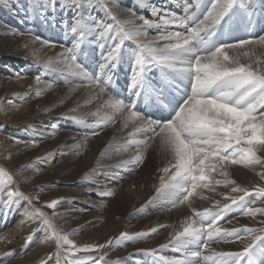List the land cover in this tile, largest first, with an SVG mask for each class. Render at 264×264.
Returning <instances> with one entry per match:
<instances>
[{"label":"bare ground","instance_id":"1","mask_svg":"<svg viewBox=\"0 0 264 264\" xmlns=\"http://www.w3.org/2000/svg\"><path fill=\"white\" fill-rule=\"evenodd\" d=\"M176 1H179V4ZM50 2L55 3L56 6L49 8L48 3H44L43 0L37 4L38 14L35 18L32 17L30 9L25 14L19 11L16 13L11 8H7V12L3 11L6 7L0 9V85L14 83L11 89L12 92L17 93L14 95L10 91L5 97H0V163L15 177V189L18 188L26 196L37 197L36 187L40 185L43 187L56 186L63 189L64 196L67 198L66 205L53 211L56 215L52 221L57 231L62 234H70L69 239L76 237L74 240L77 243L89 240L90 237L92 241L96 240L99 235L97 229V233H95V228L87 230L92 222L90 216L80 219L79 213L85 208H89L83 204L89 201L90 203L105 204L108 199H115L108 215L111 224L108 226V230L103 231L104 235L111 234L115 230L120 233H128L132 237H135L137 233L144 235L116 243L106 252L107 255L103 256L107 264H112L114 260H118L120 262H117L118 264H167L166 260L161 257L180 258L181 253L175 251L169 244L171 236L176 231H182L186 223L198 220L196 212L210 210L217 213L225 203L231 204V197L243 195V192H232L233 187L248 189L247 184L250 179L255 184H264V178H262L264 163L250 167L240 164L227 165L224 169L227 172L226 176L221 175V170L218 169L216 172L210 173L213 181L212 189L198 188L196 195L175 207H171L164 201L152 199L156 196V188L159 187L160 178L163 176L161 171L153 167L151 177L155 184L152 190L147 188V181L144 180L137 192L126 196L122 202H118V197L122 195L121 190L123 189L120 186L122 184L117 185V182L120 181H118V176L121 177L126 171L130 172L135 169L131 166L129 168L118 167L122 161L130 160L137 154L136 145L127 143L132 138L129 134L134 132L132 122L129 121L125 126L124 118L115 114L111 108L104 104L107 96L95 98L98 90L84 86L87 85V81L81 77L61 71L62 65H57L56 71L45 70V63L55 62L58 54L65 48H72L76 39L75 34L70 32L74 22L76 0H51ZM246 2L247 0H245ZM103 3L104 0H96L94 4L83 10V15L93 21L99 20L114 25V22L106 15L104 7L101 6ZM209 3L210 0H202L200 11L197 12L199 19H203L204 5ZM178 5L179 10L176 7ZM133 7H142V9L138 13ZM167 7L177 9L179 12L167 11ZM71 8L72 12L70 13ZM153 9L160 11L154 12ZM117 11L120 12V19H127L134 13L135 16L159 22L160 17L166 13L183 16L184 0H118ZM256 12L261 14L259 18ZM244 13L245 18H238L234 22L233 28L239 26L242 27V30L244 27L247 28H245V32L236 31V34L240 38L264 36V0H257L254 18L249 19L247 12ZM137 23L142 24L143 22L137 21ZM166 27L169 30L185 31L174 25ZM66 28L68 29L67 33ZM23 29L27 31L24 34L22 33ZM147 32L149 37H152L157 34L158 29L148 28ZM113 34L110 33V35ZM42 41H49L55 47L46 46ZM107 43H114V41L109 40ZM158 43L162 45L164 41ZM136 47L132 41H124L125 56L115 71L114 80L110 86L111 90L122 92L120 87L124 88L125 85V95H127L130 82L128 84L126 82L131 79L133 63L130 49L136 50ZM106 50V48L101 49L98 46L95 36L89 35L77 50V62L86 66L89 72L100 74L101 53ZM245 50H254V55L244 57L242 53ZM260 52H264L262 47L255 45L247 46L246 49L237 50V52L229 50V55H239L242 63H251L255 68L257 65L254 63V59L260 55ZM260 56L262 57V54ZM33 59L35 61H32ZM37 63L43 64L39 67ZM8 66L16 68L19 72H12ZM155 70L160 72L159 68H152L148 74L149 79L153 81L156 77ZM9 73H12L13 76H10L12 74ZM37 75L41 76L39 84L35 81ZM14 77H19V79L15 81ZM21 84L26 86L22 90L20 89ZM8 85L5 87L8 88ZM38 91H42L43 94L38 96ZM149 111L156 112L155 109H149ZM169 111L167 108L164 109L165 116ZM69 118L74 122H65V119ZM109 118L114 122L108 124ZM4 124L8 128L3 127ZM19 124H22V128L16 130L14 127ZM26 127L29 129L25 131ZM31 129L36 132H30ZM94 131L99 135L91 134ZM13 138H17L21 142L16 143ZM135 138L139 140L140 136L136 135ZM33 141L37 143H33ZM28 148H30L29 153L25 151ZM89 149L91 158L88 165L80 167L77 161L80 155ZM147 151L148 149L143 153V163L137 167H146L147 169L149 166ZM257 155L264 157V151L258 152ZM160 156L162 159L160 168L162 165V167H167L172 159L171 154L161 152ZM34 175H38L42 179L28 184L27 178ZM226 178L227 180H225ZM215 181H219V183H215ZM220 183H223L222 187L218 186ZM97 187L101 190L111 189L114 195L102 197L96 191ZM89 188L93 190L88 191ZM225 197H229V199H225ZM35 204L39 205L36 199H33L31 204L27 200L23 204L17 200L14 202V206L2 207L4 208L3 213L1 212L3 209L0 210V214H3H1L3 217L0 220V264H33L34 261L53 251V246L56 247L55 240L53 239L50 244L45 238V231L42 230L39 239H34L33 243L37 244L35 250L29 255H23L25 248L21 243L25 242L29 234L33 236L37 234L35 232L39 226L38 220L36 222L29 220V214L34 211ZM245 204L250 203L244 200L238 202L237 205H231V209L224 211L220 217L221 220L217 221V225L222 229L262 228L264 223L261 221H264V216L259 214L255 216L243 215L241 205ZM19 205H21L19 217L13 221L16 208ZM248 206L260 207L252 203ZM169 207V210L174 208L173 213L165 212ZM42 212L49 216L47 211L42 210ZM101 217L99 219L105 220L107 215ZM225 220H227L226 223L221 224ZM203 224L206 227L210 223ZM164 228H167L166 234H159ZM152 229H156V231L153 232ZM247 242V240H236L230 243L212 242L207 249L201 248L200 262L201 264H218L219 258L214 256V253L242 251ZM162 245L166 247H161ZM116 248L119 252L114 253ZM152 251H155L157 255H151ZM5 253H9V255H5ZM205 256L210 259L205 261L203 259ZM61 264H66L63 256H61Z\"/></svg>","mask_w":264,"mask_h":264},{"label":"snow or ice","instance_id":"2","mask_svg":"<svg viewBox=\"0 0 264 264\" xmlns=\"http://www.w3.org/2000/svg\"><path fill=\"white\" fill-rule=\"evenodd\" d=\"M95 2L76 0L74 22L70 28V32L76 36L73 47L65 48L55 62L45 63L44 68L46 71H56V66L62 65L61 71L79 76L87 81L84 86L97 89L95 98L107 96L104 104L124 118L125 126L129 121L132 122L134 132L129 134L132 138L127 143L136 145L137 154L130 160L122 161L118 167L129 168L142 164L143 153L151 146L150 141L158 137L159 147L170 153L172 159L167 167L160 169L163 176L152 199L175 207L196 195L198 188L212 189L210 173L218 169L221 175L226 176L224 169L227 165L250 167L264 163V157L257 155L264 151V59L255 57L257 67L253 68L251 63H242L239 55H229V50L237 52L255 45L264 47V36L232 38L229 31L233 17L241 7L251 19L257 0H247L246 3L245 0H210L209 4L204 5L203 19L197 16L202 0H184L183 16L166 13L159 22L135 16L134 13L127 19H120L118 0H104L101 6L114 25L93 21L83 15V10ZM170 25L185 31L169 30L166 26ZM148 28L158 29L157 34L149 37ZM89 35L95 36L101 49H107L101 53L100 74L89 72L86 66L77 62V50ZM109 40L114 43H107ZM126 40L137 46L132 53V75L127 95L110 88L115 71L124 59ZM159 41L164 43L161 45ZM42 43L55 47L49 41ZM242 55L252 57L254 50H245ZM152 68L160 69L163 83L149 79ZM35 81L41 83V76L37 75ZM42 94V91L37 92L38 96ZM165 108L170 110L167 116L164 114ZM149 109H155L156 112ZM113 122L111 118L107 121L108 124ZM91 134L99 135L95 131ZM136 135L140 136L139 140L135 138ZM13 140L21 142L17 138ZM5 175L8 174L0 169V176ZM11 183L10 175L7 181L0 180V194L5 193ZM96 191L102 197L114 195L111 189L101 190L97 187ZM231 191L243 192V195L231 197V204L225 203L217 213L210 210L196 212L199 219L186 223L182 231H176L169 240L171 247L181 253V257L161 259L166 260L167 264H201V248L207 249L210 243L247 240L242 251L214 253L219 258L218 264H264V228L222 229L217 225L224 211L252 194L239 187H233ZM253 191L257 196L264 197V187L257 186ZM6 194L10 200L16 196L28 200L29 204L33 199H38V196L24 195L18 188L15 191L8 190ZM59 203L54 199L44 206L56 209ZM241 207L243 215L264 216V209L246 204ZM209 218L211 223L205 227L203 221ZM37 219L44 226L42 230L46 233L45 238L55 240L56 264H61V256L66 264H89V261L90 264H102L103 256L107 253L99 258L73 257L80 252H98L113 243L109 240L106 244L78 247L69 239L70 234L57 231L52 218L39 208L29 214L32 222ZM151 231L155 232L156 229ZM143 235L137 233L132 237L128 233H121L115 242ZM31 240L32 235L29 234L25 244ZM151 255L157 253L152 251ZM50 259L51 255L48 256ZM203 259L207 261L210 257L205 256ZM41 264H47V260H42Z\"/></svg>","mask_w":264,"mask_h":264},{"label":"rangeland","instance_id":"3","mask_svg":"<svg viewBox=\"0 0 264 264\" xmlns=\"http://www.w3.org/2000/svg\"><path fill=\"white\" fill-rule=\"evenodd\" d=\"M40 1H42V0H0V9H1V7H6V8H4L3 11H6L7 12L6 9L7 8H11L16 13L19 11V12H22L23 14H25L28 11V9H30V13H31L32 17L35 18V17H37V14H38V11L36 10L37 9V4ZM50 1L51 0H43L44 3H48L49 8H54L56 6L55 3L53 4ZM176 3L179 4V1H176ZM142 7H140V8L139 7H133V8L138 13H140V10L142 9ZM176 7L178 8V10L180 9L179 5L176 6ZM166 9H168L167 11H172L174 13H178L179 12L177 9H173L171 7H167ZM70 10H71L70 11V13H71L72 12V8ZM244 12H245V10L241 7L237 11L236 15L233 17V21H232V24H231L230 29H229L230 34L232 35V38H240L239 35L236 34V31L242 30V27L241 26H239L237 28H233V27L235 26L234 22H236V20L238 18H240V19H244L245 18V13ZM256 13H257V17L259 18L261 16V14L260 13L258 14V12H256ZM252 18H254V16H252ZM245 28H247V27H244L243 28V30H242L243 32H245ZM242 31H240V32H242ZM26 32H27L26 30H24V29L22 30V33L23 34L26 33ZM258 32H260V31H258ZM262 50L264 51V48L263 47H262ZM130 51H132L131 53H133L135 50H131L130 49ZM261 54H262V57L260 56ZM260 55H259V57H261L262 59H264L263 58L264 52H260ZM32 61H35V59H33ZM42 64L43 63H40V64H38V66L39 65L42 66ZM8 68H9V70H12V72H14V71L17 72V73L19 72L16 68H12V67H9V66H8ZM4 74L7 75L6 73H4ZM9 74H12V73H9ZM0 75H1V73H0ZM10 76H13V74L10 75ZM155 76H156L155 77V82L163 83V81L161 79V74H160L159 71L155 70ZM18 79H19V77H14V80L15 81H17ZM129 82H130V79H128V81L126 82V84H128ZM10 84L8 85V84L4 83V84L0 85V97L1 96H4L5 97L8 92H10V91L12 92V89L11 88L13 87L14 83H11L10 82ZM7 85L9 86L8 88L5 87ZM24 87H26V86L25 85L23 86V84L20 85V89L21 90L24 89ZM125 87H126L125 85H124V88L122 86L120 87V90L122 89V92L124 94L126 93ZM189 90H190V85H189ZM12 93H14V92H12ZM16 94L17 93H14V95H16ZM173 95H175V93H173ZM17 106H18V104H17ZM173 115H174V113H173ZM71 120H72L71 118L65 119V122H67V123H73L74 121L73 120L71 121ZM3 127L8 128V126L6 124H4ZM14 128L16 130L17 129H21L22 128V124H19V125H17ZM65 128L67 129V127H65ZM105 128H107V127H105ZM28 129L29 128L26 127L25 128V131L28 130ZM29 131L32 132V133L33 132L34 133L36 132L34 129H31ZM150 145L151 146L148 148V151H147V163H149V166H147V169H146V167H144V168L135 167V169L133 171H130V172L126 171V173H124L121 177L118 176L119 177L118 181L119 180L120 181L117 182V185L122 184L120 186L123 188L121 190L122 191V195L121 196L119 195V197H118V202H122L123 199H125L126 196L131 195V194L137 192L141 188L144 180L147 181V183H146L147 184V188L149 190H152V188H153V186H154L155 183H154V181L152 180V177H151V170L153 169V167L154 168L156 167L159 171H160V169L163 168L162 167L163 165L160 168V162L162 161L161 156H160V153L163 152L164 154L165 153L167 154V152H164L159 147V138L158 137H156L154 140L150 141ZM25 151H27L29 153L30 148H28ZM90 158H91V152H90V149H89L85 153H83V154L80 155V157H79V159L77 161L78 162V165L80 167L87 166ZM0 169H2L5 173H7L8 175H10L12 177V183L10 185H8L7 189L5 190V193L0 194V210L3 209L1 211L3 213L4 212V208H2V207H5L6 205L7 206L13 205L14 202L17 201V200L18 201L20 200V202L23 204V203H25V200L26 199H22V198L16 197V196H13L11 198V200L9 199V197L6 194V192L8 190H12V191H15L16 190L15 187H14L15 177L12 176V174L1 163H0ZM8 175L0 176V180L7 181ZM41 179L42 178L41 177H38V175L30 176L29 178H27V183L30 184V183L38 182ZM225 180H227V178ZM218 186L222 187L223 186V183H220ZM257 186L264 187V184H261V183H256L255 184V182L253 180H251V179L249 180V182L247 184V187H248L247 190L250 193H252V194L250 196L244 197V200L245 201H248L250 204L252 203L254 205L260 206V207H258L260 209H264V202H262V201H264V197L257 196L254 193V191H253V189L255 187H257ZM36 190H37V196H38V199H36V201L39 203V205L38 204H35L34 209L39 208L41 211L42 210L47 211L49 213V217L51 215V217H52V219L54 221L55 217L53 215V211H55V210L57 211L58 208H61V207L63 208L66 205V199L67 198H65V196H64V193L62 191L63 189L60 188V187H56V186L43 187L42 185H40V186H37L36 187ZM54 199L55 200H58L60 202L58 204V206H57L56 209H49V208H47V207L44 206V205H46L47 203L51 202ZM114 202H115V199H113V200L112 199H108L105 204H100L98 202H95V203L94 202H91L90 203V201L88 203H84L83 204L84 206H87L89 208H85V210H83V211H81L79 213V215L81 217L80 219H84V218L89 217V216H90V218H92V222L90 224V227L87 230H91V229L95 228L94 231H96V229H97V231H99L98 232L99 235L97 236V239H96L97 241L94 240V239L92 241L91 237L89 238V240H86V241L81 242V243H77L74 240V239H76V237H72V238H70V240L71 241L73 240L72 242L76 246H78V247H84L86 245L106 244L107 241H109V240H112L113 243L111 245H108L107 247H105L103 249H100L98 252H80V253H76L75 257H73L74 259H76V258L86 259V258H89V257H91V258H99L103 253L108 252L111 249V247H113L116 244V242H115L116 238L119 237L121 233H124V232H121V233L120 232H117L116 230H115V232L113 231L111 234L105 233L107 235H104V233H103L104 230H108V226H110V224H111V220L108 218V215L110 214V212L112 210L111 207H113ZM240 202H242V201H240ZM250 204H248V205H250ZM20 209H21V205H19L16 208V213H15V217L13 218V221H15L19 217V211H20ZM169 209H170V207L167 208L165 210V212L167 211V212L173 213V209L174 208L171 209V210H169ZM215 212L216 211H213V213H215ZM1 214H0V220L3 217V216L1 217ZM101 215H102V217H101ZM106 215H107V217H106L105 220L104 219L103 220L102 219H99L100 217L103 218ZM37 220H38L37 223L39 224L38 229L35 232L37 234H35L34 236L32 235V240L27 245L25 244V242L21 243L22 247L25 248V252H24L23 255H29V254H31L32 251L35 250V245H37V244H34L33 243L34 242V239H39V237L42 234V229H43L44 226L41 224V221L39 219H37ZM218 220H221V219L219 218ZM226 221L227 220L223 221L221 224H223L224 222L226 223ZM203 223H211V218L204 220ZM262 228H264V226ZM166 229L164 228L159 234H161V235L166 234V232H165ZM97 231L95 233H97ZM52 240L53 239H48V242L50 244H52V242H51ZM18 243L20 244L19 241H18ZM65 247H67V246H65ZM53 249L54 250L51 251L49 254L45 255V257L39 258L38 260L34 261L33 264H41V261L42 260H47V264H56V247L53 246ZM53 252H54V256H53ZM115 252H119L118 251V248H116V250L114 251V253ZM49 255L52 256V259H50V260H48V256ZM114 262L112 261V264H118V263H120L118 260H114ZM89 264H90V261H89ZM102 264H107V262H106V260H104V258H103Z\"/></svg>","mask_w":264,"mask_h":264}]
</instances>
